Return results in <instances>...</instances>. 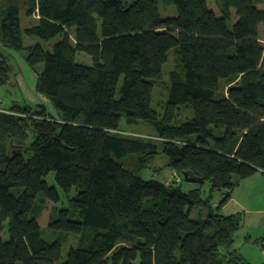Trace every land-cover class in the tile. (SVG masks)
Wrapping results in <instances>:
<instances>
[{"label": "trees", "instance_id": "obj_1", "mask_svg": "<svg viewBox=\"0 0 264 264\" xmlns=\"http://www.w3.org/2000/svg\"><path fill=\"white\" fill-rule=\"evenodd\" d=\"M167 1L175 17H161L156 0H0V86L12 72L3 48L25 49L31 67L43 66L37 91L58 112L17 103L0 111V264H248L232 249L237 214L213 208L264 172V10L219 0L218 16L207 0ZM21 12L37 18L24 30ZM24 36L61 39L46 51L24 47ZM78 53L92 64L77 63ZM169 56L160 115L154 87ZM138 123L155 139L122 130ZM159 157L179 180L142 176ZM50 172L66 195L75 189L70 207L50 217L65 236L52 243L37 221L46 199L59 200ZM185 173L197 188L183 190ZM207 183L210 193L226 190L220 205L202 199ZM200 204L208 213L192 218ZM69 234L78 241L63 261Z\"/></svg>", "mask_w": 264, "mask_h": 264}, {"label": "rangeland", "instance_id": "obj_2", "mask_svg": "<svg viewBox=\"0 0 264 264\" xmlns=\"http://www.w3.org/2000/svg\"><path fill=\"white\" fill-rule=\"evenodd\" d=\"M158 2L160 15L163 18L175 17L176 10L172 3L167 0H156ZM208 7L212 9L216 15L220 16L219 0H207ZM253 4L260 10H264V0H253ZM36 17L27 18L23 12H21V28L24 30L28 26L34 24ZM236 21V11L231 9V18L228 20V26L231 28ZM259 38L264 45V24L259 26ZM60 36H57L49 41H45L39 37H27L24 36V47L29 45L39 44L44 50L51 51L54 44L59 42ZM2 42L0 41V46ZM2 49V47H1ZM0 49V50H1ZM3 51L10 57L11 65V79L6 84L0 86V111H5L12 104L17 103L22 106H30L33 109L45 108L46 111L52 115L58 116V112L49 100L44 95L40 94L36 89V82L38 75L43 69L42 64L36 67H31L26 61V50H14L4 49ZM171 56V55H170ZM169 56L168 64L163 68L162 78L155 83L153 94V109L160 115L163 114L165 103L167 100V89L169 72L176 64L174 57ZM77 63L83 65H91L92 59L84 53H78L76 57ZM185 107V106H183ZM191 117L192 111L189 110ZM186 111H181L179 119L183 120L187 116ZM124 123V122H123ZM122 130L131 136H137L141 138H153L155 139V132L148 125L144 123H138L134 126L123 125ZM224 132L222 127L215 129L217 137H221ZM166 160L163 158H157L153 161L150 167L143 172L142 176L145 179H159L163 182L176 181L177 177L173 172L165 169ZM44 180L50 187H55L59 194V200L57 202L46 199L44 201V207L41 211L40 217H38V224L42 231V237L48 243H52L65 237L63 233L54 231L50 228V217L55 210L70 207V199L75 195V189L73 188L71 193L66 195L56 184L54 172H50ZM179 180V179H178ZM182 188L185 192L197 188V184L184 183ZM226 190L215 191L210 193L208 183L204 185L202 189V199L209 198L210 204H221V201L226 196ZM210 195L212 197L210 198ZM40 196L37 198L39 201ZM200 212V217L204 219L208 213L209 207L204 204L197 205L194 208L192 218H197V214ZM213 211L223 215L229 216L237 214L239 218V229L235 233L233 248L240 254L244 263L248 264H264V174L257 175V173L251 178L239 181L237 186L229 198L221 208H213ZM7 223L5 224V230L3 238L7 237ZM78 238L75 235H67V241L62 246V260H66L68 252L72 247L76 246Z\"/></svg>", "mask_w": 264, "mask_h": 264}, {"label": "water", "instance_id": "obj_3", "mask_svg": "<svg viewBox=\"0 0 264 264\" xmlns=\"http://www.w3.org/2000/svg\"><path fill=\"white\" fill-rule=\"evenodd\" d=\"M183 177H184V181L186 183H194L195 184V183H200L201 182V180L189 177V175L187 173L183 174Z\"/></svg>", "mask_w": 264, "mask_h": 264}, {"label": "crops", "instance_id": "obj_4", "mask_svg": "<svg viewBox=\"0 0 264 264\" xmlns=\"http://www.w3.org/2000/svg\"><path fill=\"white\" fill-rule=\"evenodd\" d=\"M262 174H264V172H262V171H259L258 173H257V175H262ZM246 180V179H245ZM239 186V185H238ZM234 192V191H233ZM233 194V193H232Z\"/></svg>", "mask_w": 264, "mask_h": 264}]
</instances>
